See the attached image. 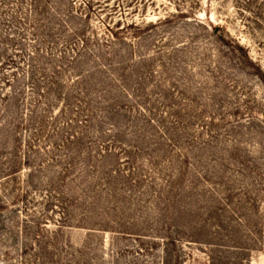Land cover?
<instances>
[{"label":"rangeland","instance_id":"obj_1","mask_svg":"<svg viewBox=\"0 0 264 264\" xmlns=\"http://www.w3.org/2000/svg\"><path fill=\"white\" fill-rule=\"evenodd\" d=\"M0 264H264V0H0Z\"/></svg>","mask_w":264,"mask_h":264}]
</instances>
